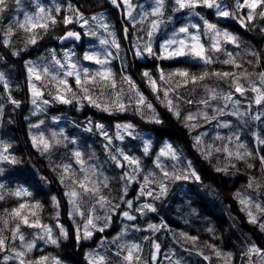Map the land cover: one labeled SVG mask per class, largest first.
<instances>
[{"label":"trees","instance_id":"1","mask_svg":"<svg viewBox=\"0 0 264 264\" xmlns=\"http://www.w3.org/2000/svg\"><path fill=\"white\" fill-rule=\"evenodd\" d=\"M98 1L100 0H84V3L86 6L94 8ZM37 2L48 8L44 0H23L24 9L30 12L35 11ZM221 2L223 5L228 6L230 10L235 11V0H221ZM168 5H174V0H168L166 6ZM207 10L209 15L215 14L214 9ZM247 11V9H243L237 12L236 16H246ZM174 12L176 11H170L165 7L166 16L173 18ZM202 12L204 13L203 10ZM20 15V13L15 11L14 5L12 11L6 14V16L13 18ZM221 19L220 23H216L213 16L210 23L216 24L218 29L228 31L239 38V47L235 44H223L222 47L234 54L238 53L236 57L237 62L243 64L249 73H255L250 79H257L258 74L264 72V19L256 17L251 22L246 21V27H242L238 19L233 17H222ZM8 23L9 20L7 18L3 23H0V61L12 73L9 76L12 78L9 81L11 96L14 100L22 103L19 106L11 103L2 82H0V107H2V113H0V142L12 145L10 152L17 157L20 163L15 165L3 164L5 166V175L0 178V183L5 185V190L11 191L22 186L31 192L32 197L26 199L39 201L43 205V209L39 215L44 224L53 227L55 235L59 233L56 213L61 214V224L63 227L65 226L69 235L67 239L61 240L59 247H53L55 248L53 255L60 261V264H88L87 254L89 252H101L98 250V247H102V240L105 242L104 246H106L109 241H113L118 236H122L124 242H129L135 237H142L140 244L142 249H145V253L141 259V264H147L151 258V254L155 251L153 248L154 242L160 244V256L163 253L167 256L169 250H172L175 255H183L184 258L189 257L190 264H247L246 262L249 260L244 254L250 247L254 245L261 250L264 249V230L260 227L261 223L250 222L246 210H242L244 206L240 203V197H249L252 191L261 194V188H264V165H261L256 155L252 158L246 157L244 160H237L235 158L229 160L224 153H217L214 149L211 156L206 155L204 150L208 145L214 144L219 146L223 143L222 141L215 140L217 133L223 136L230 134H227L223 129L217 127V125L210 127L209 123H205L202 119L191 122L184 119L190 112L193 114L197 113L192 103L189 104L184 101L190 98L198 99L206 96L204 89H198V85L194 87L189 83L187 87H180L178 89V92L184 99L175 101L179 105L181 115V117L177 118L174 111H170L166 106V102H162L163 93L154 94L149 87L147 78L143 76L144 72H149L148 65L151 64L149 56H147V62H145L147 65L140 63L142 62L140 60H138L140 61L138 63L131 62L130 69L132 73H129L127 76L131 77L139 90L147 97V101L153 105L154 112L148 111L145 108L142 113L138 112L136 107H133L135 106L134 102L128 107L127 111H117L114 106L110 107L108 111H102L83 99H80V102L74 100L72 104H62L54 101L53 97L49 95L50 88L43 89L42 98L49 100V103L46 104L48 109L45 115L46 119H50V116H64L78 121L75 115H79V111L74 110V108L75 106L82 105V109L86 111L85 115L87 119L101 122L106 129L110 130L111 134L109 137H111V144L108 149L105 148L108 141L104 136H97L96 151L94 153V159L99 161L103 168L108 170L110 175L119 176L110 185L109 192L117 199H120V195L121 193L123 194L125 187V182L120 179V176L123 172L131 171L128 166L126 169L121 170L111 161L110 153L118 154L116 150L119 149L129 156L138 158L142 168V171L137 174L136 181L127 185V199L134 200L135 206L137 203L141 205L149 203L156 208L155 212L146 211L143 215L134 211L135 208L132 209L133 214L136 216L133 222L123 221L125 218L120 214H115L112 217V224L108 227L109 230L105 229L103 233H95L93 243L88 245L86 244L88 240H84L77 244L75 229L77 223H82V221L78 216V222L76 223L74 218L70 216L72 206L68 203V197L65 195L68 189L65 184L60 182V170L56 169L55 166L66 163L78 166L75 164V158L72 156L71 150L73 145L79 146L82 139L72 130V127L75 125L69 123V128L64 126L65 132L63 133V137H67V140L59 137L62 139L60 145L54 146L50 152L42 153L37 147L33 146L32 135L35 133L33 131H37L39 127H32L35 118L32 114L33 105H29L26 102L32 98L27 65L29 62L39 65V57H34V59L32 57L38 56V52L45 40L44 37L54 39L55 37L53 36L56 35V31L60 30L61 25L58 23L55 28L50 29L47 34L43 35V38L38 39L34 45L30 43L26 44L25 34L19 31L12 37L11 44L4 46L2 43V30L4 25ZM188 25L190 23L176 27V23L173 22L174 33L178 32L180 27ZM205 39L207 45H210L211 41L208 36L205 35ZM13 52H18L19 54L13 55ZM253 52L259 54L258 60L256 56L251 55ZM213 55L217 57V62L211 65H204L201 61L192 58L190 60H187V58L180 60L164 59L160 61V68H156L154 73H149L152 74L153 78L158 79L160 70L165 74L173 73L177 70H187L191 73H200L204 70L221 72L241 71V69L234 68L231 64L219 62L227 58L224 52L213 53ZM249 61H253V63H249ZM88 68L93 70V65L90 64ZM113 72L118 77L120 76L118 69L113 70ZM67 79L68 83L75 89L74 78L68 77ZM175 79L180 78L177 77ZM242 82L247 86V80H243ZM256 82H259V78ZM38 83L40 85L42 81H38ZM204 83L209 86L212 83L211 87H217L222 84L226 88H230L228 80H220L216 77H210ZM60 88L61 92H63V86H60ZM125 89H127V85H125ZM232 91L235 93L233 89ZM235 94L241 102V112L248 109L249 105H251L250 112L253 115L258 112H264V104L257 106L252 102L255 93L248 91L244 96H241L239 93ZM67 95L68 98H71L70 94ZM173 98H175L174 94ZM107 100L108 96L105 95L101 98L100 103L104 104ZM124 103H128L127 96L124 97ZM142 115H149L147 117L149 122L141 123L137 117ZM157 117L161 123L153 122ZM230 117L233 130L240 135L241 142L245 143L246 147L251 148L254 154L259 150L258 155L264 156V145L257 144L254 135L259 134L264 138V117L260 121L249 117L238 118L231 115ZM122 123L123 125L130 123L134 126L128 130V132L132 133L131 135L122 128H117V125H122ZM190 123L197 124V127L191 128L187 126ZM118 134L123 139L117 138ZM140 136H145L151 144L148 154L144 153L145 143L143 140L138 139ZM197 136L202 138V144L198 145L196 143ZM72 140H75L76 143L72 144ZM86 140L90 141V139ZM166 144H170L176 150L179 162L169 157H161L160 160L163 166L172 171L174 166L177 169H185L190 163L191 168L200 179L196 180L193 178L192 181L164 179L163 182L167 184V192L160 196L159 199H154V196L159 194L158 185L162 180V173L156 167L157 156ZM254 144L256 147L252 148ZM248 164H252L253 167L249 168ZM233 165L235 166L233 167ZM217 169L224 170L218 171ZM149 173H153L156 180L155 184L149 186L153 189V196H139L143 176ZM250 181L253 182L251 188L248 187ZM257 184L260 185L259 189L256 187ZM190 185H196V188L192 189ZM53 196L59 202L58 208L53 206ZM20 202L22 201L12 196H7L6 199L0 200V215H4L5 209L10 210L18 206ZM219 206L222 208L219 209ZM233 209L236 212L235 214H231ZM123 210L129 211L130 209H127L125 204H121L120 211ZM149 225H157L159 226V230L153 231L149 228ZM127 227L132 228L127 230ZM249 230L251 233H249ZM21 231L24 233L26 239L35 240L36 243L35 249L29 253V256L32 259L43 256V253L46 252V247L44 248L46 243L35 236L37 229L22 226ZM4 235L11 242L10 231H5ZM146 235H150L151 238L144 240ZM186 237H197L198 244L193 245L188 243ZM98 239L99 242H97ZM19 245L20 242L17 240L12 246L19 247ZM110 246L112 247L111 252L117 251V247L114 245ZM61 247L67 250V252L63 250V255H65L63 257H59L58 255V250L62 249ZM40 249L44 252L40 251ZM216 251H219L221 256H216ZM200 253H203V255ZM5 254L8 253H0V259ZM261 255L263 254L261 253ZM204 256H208L209 260H205ZM110 259L114 264L119 262L116 256H111ZM10 262L11 264H15L14 261ZM257 263L264 264L261 261H257Z\"/></svg>","mask_w":264,"mask_h":264},{"label":"snow or ice","instance_id":"2","mask_svg":"<svg viewBox=\"0 0 264 264\" xmlns=\"http://www.w3.org/2000/svg\"><path fill=\"white\" fill-rule=\"evenodd\" d=\"M111 2L117 7L120 5L117 0H111ZM124 5L128 10V17L133 19V23L136 21L132 17L133 5L130 0H123ZM13 5L15 6V11L20 13L19 17L13 18L11 16H6L12 11ZM175 11H181L184 9H189L196 16H200L199 12L195 9L199 7H204L207 9H214L216 15L222 17H233L238 19L242 27H246V21L251 22L256 17L264 19V0H235V11L230 10L228 6L223 5L221 0H174ZM247 9L246 16H236V13ZM259 9V11H257ZM69 11H76L69 6ZM61 12L60 6L53 8H46L45 6L39 4L35 5V11H27L24 9L23 0H0V23H3L7 18L9 23L4 25L2 30L4 46H9L11 44L12 37L16 35L17 32L22 31L25 34L26 44H36L37 40L43 38V35L47 34L50 29L56 27L60 21L57 19L58 14ZM165 14V0H154V6L151 8L150 12H145L141 18V23L147 17H155L150 22V28L147 31L148 42L144 44L143 48H138L136 55L141 56L143 53L148 55H156L153 51L151 39L154 33L160 28L161 24L164 22L163 17ZM77 21L83 20V17L76 12ZM203 20V30H201L200 24H190L188 26L180 27L178 32L174 33L173 36L167 39L163 44L160 45L161 55L157 58L162 59H175L180 57H191L194 60L201 61L204 65H211L217 62V57L213 53L224 52L226 59L219 61L223 64H231L234 68L241 69L239 72H221V71H208L204 70L200 73H191L187 70H177L173 73L165 74L162 70L160 76L153 78L152 74L149 72H144L143 76L147 78L149 87L152 92L163 93L162 102H166V106L170 111H174L177 118L180 117L179 105L175 101L183 100L184 98L178 92L180 87H187L191 83L194 87L199 85L202 87L206 93V98L200 99L197 103L203 106L202 110L197 113H188L184 119L186 121H197L204 120L207 123L212 121H217V127L229 128V121H221L219 118L224 115L236 116L238 118L249 117L253 120L260 121L264 117V112H258L256 114H251L249 105L248 109L241 112L240 110V100L234 99L233 91L228 92H218L216 87H211L204 83L210 77H216L220 80H228L229 86L234 90L235 93H239L244 96L246 92L251 91L255 93L253 97V103L257 106L264 104V72L258 74L259 84L255 80L250 79L251 74L244 68L243 64L237 62V54L227 51L223 48V44H235L239 47V38L228 32L222 31L217 28L216 24L210 23L208 20ZM93 20L97 22V26L108 32L109 35L114 36L112 32L109 31V25L104 22L103 18L93 17ZM71 16H64L63 23H72ZM88 21L84 20L83 25H87ZM82 25V26H83ZM190 29H195L191 31ZM127 32V29H125ZM90 35H97L96 31L90 30L88 33ZM182 34V35H181ZM202 35L208 36L211 41L210 45H206L202 41ZM66 38H74L75 40H80L81 36L77 32L68 31ZM99 43L101 45L107 46L111 44L117 50H119L120 45L113 38L109 41L107 38L100 39ZM18 52H13V55H18ZM74 53L65 52L64 59H59L53 53L52 62L50 64H45L43 66L29 62L27 65V70L29 73V87L33 95L32 103L37 104V99L43 95L44 88H50L49 95L53 97L54 101L62 104H72L73 101L79 102V99L87 100L92 106L102 110L108 111L110 107H115L117 111H127L128 107L134 102L136 110L138 112H143L144 108L149 111H153V105L147 101V97L139 90L136 83L131 79V77L126 75L117 76L110 67L111 59L114 58V54L110 50L105 52L94 51L88 52L84 55L83 59L91 61L100 67L92 71L87 67H81L78 62L72 59ZM251 55L256 56L259 59L258 53H251ZM253 63V61H249ZM34 77V80H33ZM68 77L74 78L75 89L72 85L68 83ZM180 79H175V78ZM159 80V84H158ZM247 80L248 84L242 82ZM35 81H42V83L37 86ZM0 82L3 83L5 90H8L9 84L5 79L3 72H0ZM127 85V89H125ZM60 86H63V92H61ZM70 94L71 98H68ZM82 94V95H80ZM173 94L174 97L173 98ZM105 95L108 96V100L101 104L100 100ZM127 96L128 103H124V97ZM158 98H160L158 96ZM9 100L11 103L19 106V101L14 100L9 95ZM223 100V106H213L212 101ZM185 103H193L191 99L184 101ZM44 104H48V100L43 101ZM229 104L232 105V111L226 113V109ZM41 110V109H38ZM211 114H210V112ZM0 113H2V107H0ZM55 119V118H54ZM155 123H161L159 118H155L153 121ZM40 121V124H43ZM187 126L191 128L197 127V124L190 123ZM32 127H39V124L32 125ZM101 129V133L104 138L108 141L105 148L108 149L111 144V137L103 130V125H97ZM134 126L130 123L124 125H117V128H122L124 131L128 132ZM131 135V132H128ZM256 137L257 144L264 145V138L259 134H254ZM63 133L59 134L53 132L51 137H45L41 132L38 135H33L32 142L33 146L37 147L42 153L50 152L54 146H58L62 143ZM117 138L123 139L122 136L118 134ZM63 140H67V137H63ZM215 140L222 141L223 143L219 146L211 144L208 145L204 150L206 155L211 156L212 150L214 149L217 153H224L229 160L235 158L237 160H244L247 158H252L254 155L258 156L261 165H264V156L258 155V151L254 154L251 150L247 149L246 144L241 142L240 135L234 132L232 135L223 136L217 133ZM72 144L76 141L72 140ZM196 143L202 144V138L200 136L196 137ZM66 146V145H65ZM231 146V147H230ZM12 145L10 143L0 142V165L9 164L15 165L20 163L15 155L10 152ZM151 144L149 141H145L144 153L148 154ZM118 154L110 153V159L115 164L116 167L124 168L125 163L131 169L129 172H123L120 179L125 182V187L123 189V196L120 197V202H114L109 195L105 194V189L110 188V178L103 174L100 166L95 163H89V161L94 159V154L85 159L84 153L79 149L72 150V156L75 158V164L79 166L78 169L73 168L71 163L58 164L55 166L56 169L60 170V182L65 184L68 189L65 195L68 197V203L72 206V211L70 216L73 218L76 216L80 217L82 223H77L75 229V239L77 244L84 240H90L95 235V233H103L106 228H108L112 222L113 215L121 209V204H125L127 209H133V201L125 200L124 196L127 195V185L136 181L137 174L142 171L141 162L138 158L129 156L125 154L122 150L117 149ZM161 157H169L170 159L179 162V156L176 150L170 145L166 144L164 148L160 150L157 156L156 167L160 169L162 173V180L159 183V194L154 196V199H159L160 196L166 194L167 184L163 182L164 179L172 180H188L190 178H195L199 180L200 177L191 168L189 163L185 169H177L175 166L172 171H169L161 163ZM235 165H233L234 167ZM248 167H253L252 164H248ZM218 171L224 169H217ZM5 169L0 167V173H3ZM156 180L153 173L143 176V183L140 186L139 196H153V189L149 186L155 184ZM253 182L250 181L248 187L251 188ZM257 189L260 185H256ZM239 196V194H237ZM7 196H12L22 201L18 206L12 209L4 210V215H0V253H11L3 255L0 259V264H9L10 261H14L15 264H60V261L54 257L41 256L37 259H32L29 253L36 247L35 240L26 239L24 233L21 231L22 226H27L29 228L37 229L36 236L44 240L45 243H50L52 245L59 246L60 240L68 238V231L63 227V225H58L59 233L54 234L53 227L44 224L41 220L39 213L43 209V205L39 201H33L30 199L32 193L29 192L24 187H18L15 190H5V185L0 183V200L6 199ZM139 198V197H138ZM53 206L59 207V202L55 196L52 197ZM240 203L244 206L242 210H246L250 218V222L256 223V216L252 212V207L254 206L258 211L264 212V207L260 203L253 201L251 197H240ZM134 211L145 214L146 211L155 212L156 208L154 205L149 203H143L140 207L134 209ZM103 213L102 215L100 213ZM119 214L128 221H133L136 216L128 210L119 211ZM59 216V213H56ZM262 230H264V224H260ZM149 228L153 231H158L159 226L149 225ZM5 231H10L11 242L7 236L4 235ZM121 236L113 239L112 243L116 244L117 251L115 256L119 260V264H141L140 253L143 251L141 245L136 242H124L120 243ZM147 239V237L145 238ZM193 242L197 240V237H186ZM19 240V247H13L12 245ZM104 241H101V246H104ZM153 248L155 251L151 254V260L155 264L157 256L160 251V244L153 243ZM261 249L255 247L254 245L250 247L244 254L248 257L249 264L251 262V254L256 253L261 260H264V255H261ZM203 255V253H200ZM216 256H221L219 251H216ZM88 264H114L110 257L98 251H92L87 254ZM205 260H209L208 256H204ZM179 264V262H177Z\"/></svg>","mask_w":264,"mask_h":264},{"label":"rangeland","instance_id":"3","mask_svg":"<svg viewBox=\"0 0 264 264\" xmlns=\"http://www.w3.org/2000/svg\"><path fill=\"white\" fill-rule=\"evenodd\" d=\"M153 6H154V0H140V2H138V6H137V12H138L139 15L143 16V14H144L145 12H150V11H151V8H152ZM197 12H199V11H197ZM199 13H200V16H203L204 19L208 20V17L206 16V14H204V13H202V12H199ZM138 14L136 13V18L141 19L142 17H140ZM178 14H179V13H178ZM179 16H180V14H179ZM200 16H196V15H194V14H190L189 12H184V13L181 14V16H180V17H181V18H180V21L178 22V24H176V27H179V26H181V25H186V24H189V23H190V24H194V23H196V22H198V21H202V22H203V20L200 19ZM149 17H150V18H153V17H151V16H149ZM168 19H169V20H172V17H168ZM148 21H149L148 18L144 19V22H148ZM167 30H169L170 33H174L173 27H171V28L169 27ZM143 54H146V52L143 53ZM32 59H34V58H32ZM250 74H251V76L253 77L255 73L250 72ZM257 79H258V78H257ZM257 79H255V81H257ZM256 83L259 84V82H256ZM211 86H212V83H211ZM216 88H217V91H218V92H228V91H232V88H231V87L227 89V88H226L224 85H222V84L218 85ZM198 89H201V90H202L203 88L200 87V86L198 85ZM204 98H206V96H205ZM190 99H191V98H190ZM200 99H202V98L191 99V100L193 101L192 105L195 106L194 109L196 110V112H198L199 110H202V109H203V106L197 103ZM235 99H237V98H235ZM212 102H213V103H212L213 106H217L218 104H221V105L224 104V101H223V100H214V101H212ZM228 108H230V109L232 110V105L229 104ZM145 109L148 110L147 108H145ZM148 111H149V110H148ZM225 111H226V113H227V109H226ZM209 112H210V110H209ZM210 114H211V112H210ZM180 117H181V115H180ZM138 118H139V120H140L141 123H147V122H148V121L144 118V115H142V116H140V117L138 116ZM219 119H220L221 121H229V122H230L231 117H230V115H224V116L220 117ZM205 123H207V122H205ZM209 125H210V127H215V126L217 125V121H212L211 123H209ZM220 129H223L227 134H230V135H232L233 132H234L231 123H230V127H229V128H220ZM50 132H52V131H50ZM58 138H59V137H58ZM138 139H139V140H143L144 143H145V141H147V139H146L145 136H140V137H138ZM255 147H256V145L254 144V145L252 146V148H255ZM247 149H249V150L252 151V149L249 148V147H247ZM90 154H91V153L85 155V159H87V158L89 157ZM73 161H74V160H73ZM89 163H92V162L89 161ZM93 163H95V164H97L98 166H100L101 169H102V171H103V174H104L105 176H107V177L110 178V185L118 179V177H119L118 175H109V174L104 173L105 170H104L103 166L101 165V163H100L99 161H94ZM254 163H256V161H254ZM73 168L78 169L79 166H74V165H73ZM125 168H126V166H125L123 169H125ZM126 172H127V171H126ZM256 177H257V176H256ZM257 178H259V177H257ZM192 180H193V178L188 179V181H192ZM122 181H123V180H122ZM190 186L192 187V189H195V188H196V185H190ZM263 187H264V186H263ZM105 194L109 195L110 198H112V199L114 200V202H117V203L120 202V199H117L116 197H114L113 194L109 192V189H105ZM121 196H123L122 193H121L120 197H121ZM242 197H243V196H242ZM249 197H251V198L253 199V201H255V202H257V203H260L261 206L264 207V188H261V194H258L257 192L255 193V192L252 191V193L250 194ZM124 199H125V200H130V199H127V196H124ZM132 201H133V209L136 208V207H140V206H141L140 203H137V205L135 206V201H134V200H132ZM221 208H222V207L219 206V209H221ZM251 210H252L253 214L256 216V223H257V222H260L261 224H264V212L258 211L254 206L252 207ZM119 211H120V210H119ZM119 211H118V212H119ZM129 211H132V209H130ZM246 212H247V211H246ZM235 213H236V212H235V210L233 209V210L231 211V214H235ZM100 214L102 215L103 213L101 212ZM247 214H248V213H247ZM133 215H134V214H133ZM74 220H75V222L77 223V222H78V216L74 217ZM56 222H57L58 225H62V224L60 223V217H59V216H58ZM111 224H112V222H111ZM64 228H65V226H64ZM131 228H132V227H127L126 229H127V230H130ZM65 229H66V228H65ZM106 229H108V228H106ZM37 231H38V230H37ZM37 231H36V233H37ZM36 233H35V236H36ZM249 233H251L250 230H249ZM121 237H122V236H121ZM146 237H147V239H148V238H151L150 235H149V236L146 235ZM146 237H144V240H145ZM39 240H41V239H39ZM61 240L63 241L64 239L62 238ZM61 240H60V241H61ZM43 241H44V240H43ZM141 241H142V237L139 236V237H135L134 239L130 240L129 243H130V242H136V243H139V244H140ZM44 242H45V241H44ZM97 242H99V239L97 240ZM119 242H120V243H124V241H123L122 238H121V240H120ZM187 242L190 243V244H193V245L198 244V240L195 241V242H193V241L187 239ZM91 243H93V237H92V239L86 241V244H88V245L91 244ZM109 243H110V244H108L109 246L106 245V246H104V247H98V250H100L101 253L108 255L109 257H111V256H115V252H111L112 247H111L110 245H114L115 247H117V246H116V244H113L112 241H109ZM40 244H42V243H40ZM42 245H43V244H42ZM42 245H41V246H42ZM140 245H141V244H140ZM41 246H40V247H41ZM54 246H56V245H52V244H50V243H46V244L44 245V248L46 247V252L43 253V256L54 257V255H53V251H54V249H55V248H53ZM59 246H60V244H59ZM59 246H56V247H59ZM198 246H199V245H198ZM40 247H38V248H40ZM61 248H62V249L58 250V255H59V257H63V256H65V255H63V250H64L65 252H67L66 248H63V247H61ZM141 248H142V246H141ZM34 249H35V248H34ZM41 250H42V249H40V251H41ZM42 251H43V250H42ZM43 252H44V251H43ZM194 252H196V251H194ZM194 252H193V253H194ZM144 253H145V249L140 253L141 258H143ZM230 253H232V251H230ZM261 253L264 255V249L261 251ZM165 256H166V254L163 253V255H162L161 258H160V262H161V263L163 262V260H165V258H166V261H167L168 264H177V262H179V264H188V263H189L188 258L179 257L178 255H175V254L173 253L172 250H169L167 256H166V257H165ZM37 258H38V257H37ZM54 258H55V257H54ZM257 261H261V262L264 263V260H261L260 257H259L257 254L252 253V254H251V262H252V264H258ZM246 263L249 264V261H247ZM50 264H51V262H50ZM117 264H119V262H117Z\"/></svg>","mask_w":264,"mask_h":264},{"label":"flooded vegetation","instance_id":"4","mask_svg":"<svg viewBox=\"0 0 264 264\" xmlns=\"http://www.w3.org/2000/svg\"><path fill=\"white\" fill-rule=\"evenodd\" d=\"M104 1V5H107L108 6V8H110L111 7V5H110V3H108L106 0H103ZM136 1V0H135ZM139 2H140V0H139ZM204 14H206V16L208 17V20L209 21H211L212 20V15H209L208 14V10L206 9V8H204ZM199 12H202V10H199ZM203 13V12H202ZM180 14V16H181V14L182 13H179ZM214 20H215V22H219V21H221V16H218V15H216V13L214 14Z\"/></svg>","mask_w":264,"mask_h":264},{"label":"bare ground","instance_id":"5","mask_svg":"<svg viewBox=\"0 0 264 264\" xmlns=\"http://www.w3.org/2000/svg\"><path fill=\"white\" fill-rule=\"evenodd\" d=\"M118 123H121V122H118ZM122 125H123V123H122Z\"/></svg>","mask_w":264,"mask_h":264}]
</instances>
